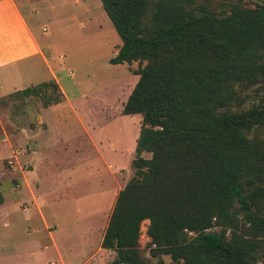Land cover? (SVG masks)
Segmentation results:
<instances>
[{
	"label": "trees",
	"instance_id": "16d2710c",
	"mask_svg": "<svg viewBox=\"0 0 264 264\" xmlns=\"http://www.w3.org/2000/svg\"><path fill=\"white\" fill-rule=\"evenodd\" d=\"M98 2L120 40L108 62L137 63L120 114L140 115L133 173L100 239L114 253L105 264H150L138 251L145 219L151 257L264 263V93L246 107L239 94L255 83L264 91V0L221 11L207 0ZM47 87L58 89L52 100L42 99ZM14 93L44 107L62 99L53 80Z\"/></svg>",
	"mask_w": 264,
	"mask_h": 264
},
{
	"label": "rangeland",
	"instance_id": "374dc122",
	"mask_svg": "<svg viewBox=\"0 0 264 264\" xmlns=\"http://www.w3.org/2000/svg\"><path fill=\"white\" fill-rule=\"evenodd\" d=\"M18 1L30 21L31 5L51 15L40 12L34 27L62 99L43 107L39 96L14 93L51 80L39 60L0 69V264H105L114 253L100 247L101 235L117 191L133 173L140 115L120 109L137 63L108 62L120 40L98 0ZM231 1L262 0H207V8L227 10ZM84 6L91 11L86 19ZM240 86L242 107L264 93L257 83ZM57 93L47 87L42 99ZM127 130L134 137L123 144ZM147 223L139 226V254L150 264H172L168 255L150 256Z\"/></svg>",
	"mask_w": 264,
	"mask_h": 264
},
{
	"label": "crops",
	"instance_id": "0c3cea01",
	"mask_svg": "<svg viewBox=\"0 0 264 264\" xmlns=\"http://www.w3.org/2000/svg\"><path fill=\"white\" fill-rule=\"evenodd\" d=\"M72 2L76 4L79 3V0H72ZM49 8L51 9V7ZM40 12L44 16H51L49 12L42 10V8H35L32 5L30 6V13L34 16V19L36 15L40 14ZM80 14H83V18L86 19L87 14L90 15L91 11H88L86 6H84V11ZM34 19L33 21L28 19L27 15L22 11L18 0H0V69L11 67L16 68L25 61L39 60L42 65L47 66L51 80L56 83L57 80L52 70L48 67V63L45 59L39 34L34 27ZM41 29L43 30V27ZM41 123L44 125L42 121L38 124L41 125ZM136 130L135 138L138 134V129ZM133 135L132 131L127 130L122 136L123 144L125 140H127L126 142H129L128 138L131 139ZM134 144L135 139L133 141V147ZM26 149L28 150L29 148L26 147ZM30 152L31 151L29 150V153ZM86 229L88 228L86 227ZM86 229L82 232L86 233ZM84 236L85 235H81L80 238H84ZM57 264H66V262L60 259V262L57 261Z\"/></svg>",
	"mask_w": 264,
	"mask_h": 264
},
{
	"label": "bare ground",
	"instance_id": "6f19581e",
	"mask_svg": "<svg viewBox=\"0 0 264 264\" xmlns=\"http://www.w3.org/2000/svg\"><path fill=\"white\" fill-rule=\"evenodd\" d=\"M144 221H147V220H144Z\"/></svg>",
	"mask_w": 264,
	"mask_h": 264
}]
</instances>
